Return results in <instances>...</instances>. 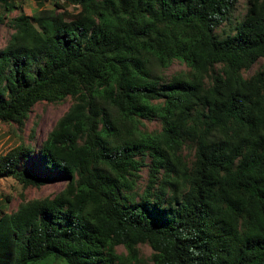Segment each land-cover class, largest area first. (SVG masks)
<instances>
[{"label":"trees","instance_id":"1","mask_svg":"<svg viewBox=\"0 0 264 264\" xmlns=\"http://www.w3.org/2000/svg\"><path fill=\"white\" fill-rule=\"evenodd\" d=\"M35 1L0 52V121L75 102L0 157V180L67 186L0 209V264H142L141 245L152 264H264V64L243 75L264 62V0L244 17L242 0Z\"/></svg>","mask_w":264,"mask_h":264},{"label":"rangeland","instance_id":"2","mask_svg":"<svg viewBox=\"0 0 264 264\" xmlns=\"http://www.w3.org/2000/svg\"><path fill=\"white\" fill-rule=\"evenodd\" d=\"M7 3L16 8L11 9L8 13L5 9L3 0H0V52L7 46L11 35L14 33L10 26L11 19L18 17L21 13L32 16L37 10L38 5L35 0H6ZM250 0H242L235 15L244 17L249 6ZM40 2V1H39ZM44 4V9H53V0H41ZM72 10V8H70ZM221 38L231 36L232 29L226 23L219 30ZM264 64L259 61L253 68L244 71L245 78L253 76L259 68ZM188 68L185 64L176 61L170 69L160 72L165 80L179 74L180 72H187ZM74 100L68 98L64 103H39L32 110L28 120L23 126L16 124H6L0 121V157L6 155L9 151L16 148L22 143L35 146L39 148L47 139L49 134L55 128L57 122L68 112L70 107L74 104ZM142 130L148 133H154L161 130L160 122L157 120L142 121ZM184 154L188 158H192V153L186 149ZM34 170L40 169L36 164L32 166ZM141 178L138 181L137 191L140 192L148 181L149 168L144 167L140 173ZM67 186L65 180L61 179L56 182L44 185L42 187H28L24 188L18 181L8 178L0 180V209H4L6 213H15L20 206L28 202L43 200L46 198H53L55 195L63 191ZM140 258L142 264H152L151 255L152 250L147 245L139 247ZM118 254H126L123 247L117 249Z\"/></svg>","mask_w":264,"mask_h":264}]
</instances>
